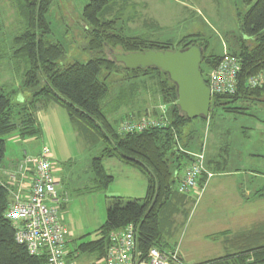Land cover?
Returning <instances> with one entry per match:
<instances>
[{
    "label": "trees",
    "instance_id": "obj_1",
    "mask_svg": "<svg viewBox=\"0 0 264 264\" xmlns=\"http://www.w3.org/2000/svg\"><path fill=\"white\" fill-rule=\"evenodd\" d=\"M15 3L23 27L12 40L11 58L22 72L19 89L0 85V164L5 158L7 140L13 136L21 140L39 138L41 128L37 122V112L47 105L58 106L82 131L92 132V136L95 134L102 141L101 156L92 160L97 188H106L113 181L102 165L104 158L116 159L122 165L138 171L147 185L142 199L111 198L106 220L97 231V239L81 242L71 251V255L78 252L100 260L109 235L129 225L134 227L138 246L144 253L150 247L173 250L176 247L169 244L168 236L175 224L174 216L182 212L187 204V197L177 192L176 184L193 161L195 130L191 129L184 136V130L192 120H188L176 106V88L166 74L155 68L127 70L109 56V53L118 50L125 54L173 51L170 50V43L153 41L147 36H128L125 31L130 30L126 27L130 17L119 29L120 17L116 13L111 19L106 17L112 6L116 5L114 0H89L82 10V20L88 39L85 50L91 53V58L84 64L76 62L62 67L58 63L65 50L60 44L49 41L51 28L47 13L53 0H15ZM245 3L250 7L240 19L239 43L227 52L241 62L237 90L232 95L213 96L209 116L212 108L216 107L225 113L237 114L242 109L230 105L240 100L261 101L264 98V85L254 89L247 86L251 77L264 72V0H245ZM102 15L105 18L102 19ZM196 37H184L181 40L184 45L177 50L193 44L203 49L200 72L208 83L206 77L221 56L212 53L205 55L208 46L199 42L202 40H195ZM248 42H252L253 46L249 47ZM121 70L140 74L133 77L140 84L152 75L158 76L156 85L162 102L167 105L166 113H160L157 119L163 122L161 126L142 133L121 135L117 132V126L122 117L112 121L101 112L108 86L99 79V74L102 71L111 74ZM23 93H26L25 99ZM183 138L187 139L182 143ZM177 172L179 175L176 177ZM8 199V190L0 182V264H43L44 258L28 255L25 247L16 243L13 223L5 217ZM220 236L225 237V234ZM262 238L261 235L249 234L229 239L225 242V250L228 251L230 247L231 252L203 264H264Z\"/></svg>",
    "mask_w": 264,
    "mask_h": 264
},
{
    "label": "rangeland",
    "instance_id": "obj_2",
    "mask_svg": "<svg viewBox=\"0 0 264 264\" xmlns=\"http://www.w3.org/2000/svg\"><path fill=\"white\" fill-rule=\"evenodd\" d=\"M88 2L89 0H53L47 13L51 28L49 41L60 44L65 50L58 63L62 67L76 62L84 64L91 58V53L85 50L88 39L82 20V10ZM114 4L116 5L112 6L106 17L111 19L115 13L120 17L117 29L125 25L127 17L132 18L126 25L132 30L125 31L128 36H147L153 41L170 43V50H177L184 45L181 42L184 37L194 35L198 36L195 40H202L199 42L208 46L205 55L212 53L216 56L229 53L230 49L238 45L240 19L250 7L245 0H188L181 4L173 0H114ZM22 27L15 0H0V85L12 89H19L22 72L11 58L12 40ZM188 40L190 39L186 41ZM252 46L253 43L250 42L249 47ZM111 53L121 52L118 50ZM109 56L111 57L110 53ZM138 75L122 70L111 74L102 71L99 74V79L108 86V95L101 104V112L110 117V120L122 117L119 120L122 123L127 119L139 120L143 117L158 119L160 113H166L167 105L162 102L156 85L158 76L152 75L140 84L139 80L133 78ZM22 97L25 99L26 93ZM230 106L243 110L234 114L225 113L219 107L212 108L207 120L193 119L184 130V136L191 129L195 130L193 153L202 151L203 147L205 151L212 141L215 144L220 142V146H217L222 150H218V153L223 158L224 152L232 150L234 155H240V168L243 171L263 172L264 98L261 101L240 100ZM119 107V111L114 114ZM39 111L36 116L41 136L25 140L16 136L9 138L1 164L9 165L26 157L33 158L40 153L42 147H47L52 152L55 175L58 178L57 191L59 196L67 200L61 214L71 235L68 248L74 250L81 242L97 239V231L106 220L111 198L142 199L146 193V181L138 171L122 165L118 160L104 158L102 165L113 181L106 188H97L92 160L101 156L103 144L100 138L95 134L92 136V132L82 131L70 121L65 110L58 106L47 105ZM186 139L183 138L182 143ZM215 160L219 161L217 157ZM235 163L236 160L233 164ZM12 167L13 165L10 166ZM177 174L178 172L176 177L179 175ZM206 185L205 182L202 184ZM198 188L201 191L199 195L194 191L189 195L181 194L187 197V204L182 212L174 216L175 224L168 236L169 244L176 247L174 249L178 250L186 264H203L232 251L230 247L228 251L225 250L226 236L206 239V235H213L224 229L225 223L224 218L218 215V210L208 215V209L202 208L199 201L203 195V187L199 185ZM262 242L264 243V238ZM77 261L78 264L98 262L89 254H80Z\"/></svg>",
    "mask_w": 264,
    "mask_h": 264
},
{
    "label": "built area",
    "instance_id": "obj_3",
    "mask_svg": "<svg viewBox=\"0 0 264 264\" xmlns=\"http://www.w3.org/2000/svg\"><path fill=\"white\" fill-rule=\"evenodd\" d=\"M173 1L181 4L188 0ZM240 71L239 58L224 52L206 77L211 98L234 94ZM262 85L264 72L247 81L251 89ZM162 124L160 120L145 117L127 119L120 123L117 132L121 135L142 133ZM192 156L193 161L178 181L177 191L180 194L189 195L194 191L199 195L201 191L198 186L202 176L205 175L207 179L213 177L206 170L204 147ZM1 166L0 182L9 193L5 217L13 223L16 243L24 246L28 255L44 258L43 264H78L80 253L71 255L72 250L68 248L71 235L61 214L67 200L58 194V178L49 149L42 147L37 156L17 161L12 168ZM96 261L94 264H186L177 249L164 251L150 247L144 253L138 246L132 225L112 232L103 257Z\"/></svg>",
    "mask_w": 264,
    "mask_h": 264
},
{
    "label": "crops",
    "instance_id": "obj_4",
    "mask_svg": "<svg viewBox=\"0 0 264 264\" xmlns=\"http://www.w3.org/2000/svg\"><path fill=\"white\" fill-rule=\"evenodd\" d=\"M131 20L133 19L131 18ZM212 143L205 149V166L206 170L213 174V177L207 181L206 176L203 175L200 179L199 185L203 187V195L199 204L203 205L202 208L208 209V215L218 210V215L224 218L225 226L224 229L213 235H206V239L218 237L224 233L225 243L229 239L249 233L255 234V232L256 235L261 234L264 238V196L261 197L264 194V166L261 169L263 172L243 171L240 168L242 166L239 154L234 155L230 150L229 153L228 151L224 152L225 158H223L218 153V150L219 152L222 150V148L218 149L220 142L215 144L212 141ZM215 157L219 161H216ZM242 158L243 163L244 157ZM234 160H236L235 164H233ZM13 164H1V167L7 168ZM204 182L207 184L206 186H202ZM262 244L264 243L262 242Z\"/></svg>",
    "mask_w": 264,
    "mask_h": 264
},
{
    "label": "water",
    "instance_id": "obj_5",
    "mask_svg": "<svg viewBox=\"0 0 264 264\" xmlns=\"http://www.w3.org/2000/svg\"><path fill=\"white\" fill-rule=\"evenodd\" d=\"M110 55L116 64L127 70L155 68L166 74L176 88V106L179 111L188 120L208 118L212 98L200 72L202 48L193 44L182 50Z\"/></svg>",
    "mask_w": 264,
    "mask_h": 264
}]
</instances>
